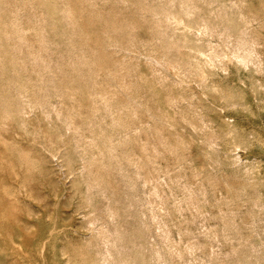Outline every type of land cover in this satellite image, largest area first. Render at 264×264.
<instances>
[{
  "label": "rangeland",
  "instance_id": "374dc122",
  "mask_svg": "<svg viewBox=\"0 0 264 264\" xmlns=\"http://www.w3.org/2000/svg\"><path fill=\"white\" fill-rule=\"evenodd\" d=\"M1 1L3 2V0H1ZM5 1L6 0H4L3 3H1L0 13L4 12L5 7H8V4L10 3V0H8L9 3L5 2ZM95 1H96L95 4H97V6L99 5L98 7L95 4H91V7H90L88 4H90V2H93V0H91L88 2L87 5L92 10H86L85 9L84 12H81V14L78 15L79 16L78 18H79V20H80V22L84 28V31H85V33L83 32V33L77 34L78 44H82L86 48V50L92 54V55H90L91 57H95V56L105 57V55L107 56L106 57V58H108L107 60H105L104 58L101 57V59L98 61V63H96V64H98L96 66H98L100 68L99 69L100 73L98 72L99 75L97 74L96 77L98 78L97 80L99 82L100 81L103 82L105 80L103 83L100 82L101 84H104V85H106V83H105L106 80L109 81L108 82L109 84L108 83L107 84L110 87V89L107 86H106V88L109 89L110 92H112V93H110V95L113 94L111 97L115 96V97H113V101L115 103L119 102L118 99L125 101V98L126 97L128 98L127 93L132 94L135 91V92H138L137 95H140L141 99H140V97H139V99L141 101H143L144 105H143V103H140V105L142 104V106H141V108L139 107V105L137 106V112L142 115L143 110H144V114H143L144 116L142 115L143 117L140 116L139 114L137 115V113H136V115H134L135 114L134 113L135 107H132V106L124 108L123 109L124 112L123 111L122 112H123V115L125 113L129 115L130 114L129 112H131V114L133 113L132 116H136V117L139 116L140 117V118L139 117H137V118L140 119L141 122L136 117H133V119H135L134 121L138 120V123L134 122V124L137 125V128L139 130L133 129L132 135L136 134L134 137L139 138V140L137 138H135L136 140H138V142L136 140H134L133 141L134 143H132V144L135 146L133 147V145H131L133 148H130V149H131V153L135 157H136L135 154H138L136 158L139 160L140 163L143 164L142 165L139 163L141 165L140 167L142 168L140 170V173L141 172H144V173H142L143 174L142 176L139 173V177L137 176V180H138V182L139 181L140 182L136 183L137 180H135L134 181L135 182L134 187H132L133 184H130L131 185L130 186L129 183L124 184L125 186L123 184L121 185V187L122 186L125 187V189H124V187L120 188V190L118 189L119 190L118 193H120V191H121L122 196H121V193H120V195L117 193H116L117 195L114 194L117 196L118 200L115 199L116 197L113 195L111 197L113 201L110 200V198H109V202H110L109 204L112 203L111 205H115L113 207L110 205L111 210H112L111 211V214H112L111 217L112 218L111 217L108 218V216L101 215L100 214V206L104 200L106 201V199L103 200V198H101L102 196L100 194L94 195V197L96 195H98V196H96L97 198L96 197L93 198L92 197L93 195L92 196L88 195L89 193L86 194L87 189H86V185H85L84 179H83V177L86 174V171L84 170V168H82V165H81L84 160L81 159V155H79L81 153L78 154L77 151L73 150V148H72L74 146V149H75V144H77V143H75L76 142V140H75L76 133L74 134V132H72L74 130L72 128L66 129L63 126L62 120L60 121V119H59L60 117L56 116L57 113L55 112V110H47L45 108L48 112L50 111L48 113L44 110L43 107H41L39 104H36L35 97L33 96V93H31L32 91L29 93L27 91H23L22 94H24V95L27 94L26 96H22V94L18 95V94H16V89H12V87L14 88L15 86H12L11 84L7 83L8 81H7V79L4 78L5 77L4 75H2V76L0 75L1 76L0 77V260H1L0 264H5V261H6V264H24V263L25 264H77V263L79 264L80 263V262H78L79 259H78L77 255H75L73 252L74 245H77V244L86 245L87 235H89L93 229L100 227V226L105 227V228H107V227L110 228V226L114 225L115 223H121V224H123L122 229L123 230L125 229L124 232L127 235L128 234L129 235H131V234L137 235V233L139 235L142 232L141 230L143 228V224H145L146 221H147V223L149 222V224H150L151 223L150 220L152 221L151 224L153 225V227H152V225L150 224L151 225V232H153L152 235L155 234V235H153L154 238L156 235L162 236L164 234H167V235L169 234L168 235V237H169L168 242L170 240L169 243L174 244L173 247L181 250L183 255H184V253H187L184 255V258H182L183 255H182V257L179 258L176 254V249L174 248L175 249V251H174L171 247H169L172 252L174 251V253H172V257H174L176 255L177 258H179V259H177L175 256V258H176V260L174 259L175 261H177V262L182 261L183 263L185 262V264H190V263L191 264H226V262H227V252L226 251H227L229 234H231L232 232L234 233V232L241 231V229L243 227L242 225L244 224V221L247 219L246 217H242V216L243 215L247 216L248 214H251L250 212L256 211L257 210V203L264 200V22H262L261 25L259 24V26H258V23L256 24V22H255V28L254 29H255V31L258 32L259 35L258 34L257 35H258L259 39L257 41H255L254 49H253L254 54H252V56H251L252 58L247 63H245V62L243 63L235 57L224 56L222 58L221 57L218 58V60L216 58L215 62L212 64L213 66L212 65L208 66V69H207L208 74H209V77L207 79L208 86L203 87V90H205L206 93L201 92V91H203L202 87L198 86V88H196V90L198 91L197 98L196 99L194 98L195 101L197 102V104L199 103L197 106L195 105L196 106L195 108L197 109L198 113H200L202 116H200V114L198 115L197 112H196L197 114L194 112V114H196V115H194L192 113L191 109H190L191 111L188 112L189 116H190V114H191V116L193 115V117L198 116L197 119L195 117V120H199V122H201L202 124L198 123L196 121L199 125L196 123L197 125L192 127V125H189L185 122L180 121L181 115L178 113H176V115H175L174 112H176V111L173 108L166 105L167 99H166L165 94L169 91H171L173 93V90H174L175 94H178L179 91L181 93V92H183L182 88L184 90L183 93H185V92H188L187 90H191L192 87L197 86L196 85L197 83L195 81H192L193 79L195 80L196 78L197 79L199 78L197 73H194V74L193 73H187V75H186V73H183V74H185L184 77H186L189 81H191V83L189 85H187L186 82H185L186 84L183 83V85L184 84L187 85L186 86L187 89H186L185 86H183L180 83H177V81H176V79L180 78V76L183 77L182 73H178L179 72L178 67H175L174 69L172 68V67H174V66H172V64H175V63L178 66H183V63L181 61L182 59H184L185 60L184 62H186L187 61L186 59L188 56H192V55L196 54L197 51H195V48H193V46L197 45L198 47L206 49L208 51V48L206 47V45L204 43L209 38L213 41V43L216 41L214 44H216L217 42H218V44H220L219 46H218V44H216L218 49L219 48L221 49V47H222V49L224 48V46L221 45V40H220L221 38H219L218 35L216 37V34L213 36L209 33L213 37L212 38L203 29L202 30L200 29L201 31L196 30V29H191L190 24H194L195 20H197V18L199 17V15L202 12H203L202 13L203 15L206 13L203 9H206V11H208V12L210 11L209 12L210 18H208L207 13H206L207 15L205 14V16L212 22L216 23V22H218V20L224 21L227 17L228 22H231V23L233 22L235 24H238L240 22V20H238V18H240L239 14H238L240 9H245V11H246L245 13H247V14H249L248 12H253V13L255 12L256 15L257 14L262 15L264 13L263 12L264 0H241V1H244V2H242L243 4L241 3L240 0H237L238 2H240V4H238V5L234 4L233 6L231 5V4H233L232 1H229V0H225V1L221 0V2H220V0H217L220 3H218L217 1L214 0L213 1V2H215L214 4H216V3L218 4V5L216 4V7L215 6L212 7L214 4L212 2V5H211V0H210V2H209V0H207V1L202 0L204 4H202V1L196 0V4L198 1V6H197L196 10L201 11V9H202L200 4H199V1H200L202 7L205 6L202 9L203 11L192 12V14H194V15L190 14V16L183 14L181 11L180 13L183 14L182 15L183 19H182V17L181 18L178 17L177 18L178 21L175 18H172L174 20V22H173V20H170V22H173V24L171 23L172 26H171V24H170V26L173 28L176 26L178 28L177 29L175 27L173 29V31H175V29H176V31H175L176 33L172 32L171 27L168 28L169 30H171L169 33H166L167 31H169L168 29L165 32L164 30L166 28L163 29L162 27H159L164 31L165 34L162 33L163 32L162 30L159 31V30H157V28L151 27V25L153 27L156 26V25L152 24V22H151L152 18H153V20L154 19L157 20V18L155 17L156 14L148 11L151 13L150 14L147 12V10L141 11L137 7V5H135L136 3L133 4L132 0H128L127 2L122 1V0L121 1H119V0H105V1L104 0L103 1L94 0V2ZM115 1L117 4L114 3ZM157 1L146 0L145 3L149 2L148 4H150V2H151L150 7L153 5V3H154L153 6L157 5L158 3L159 4L163 3L162 2L163 0L162 1L157 0ZM177 1L175 0L174 3H176ZM222 2H224V4ZM155 3H157V4H155ZM229 3L232 6V8L229 5ZM206 4H207V6H206ZM220 4H222L223 9H224V6L227 7L226 9H227L228 13L224 12V10H222V8L219 7V6H221ZM227 4H228V6H226ZM241 4L243 5V8L241 7L242 6ZM176 5H178V2L176 3ZM176 5L174 4V6H176ZM235 5L239 6V7H237V10H236ZM109 6L110 7L112 6V7L109 8ZM174 6H172L173 9H174ZM199 6L201 9L199 8ZM210 6H211V8H210ZM135 7H137L139 9V11H136L138 9ZM176 7H178V6H176ZM176 7H175L174 11L175 10H177V11L174 12L173 9H172V11L175 13V15H177V14L179 15V13L176 14V12H179ZM217 7H219V8H217ZM100 8H101V10H99ZM103 8L106 11L108 10L107 11L108 13L105 10L102 11ZM25 9L26 8H24L21 11V15H23L22 12H24V11H26V12H24V14L27 13V15H30V13H31L30 10L29 9L25 10ZM198 9H200V10H198ZM207 9H209V10H207ZM218 9L223 11V12L220 11L221 13L219 12L221 15L223 13H226V14H223L226 16H221L219 13L217 14V12L219 11ZM228 9H230L231 11ZM97 10H99L101 12L102 16L105 15V17L109 16V13H110V16L112 15L115 17V15H116L117 17H115V18L117 20L119 18L118 21H120V25H122V30L124 29V31H122V30L116 31V32L112 31L113 36L111 37L112 39L109 38L107 48H106V46L105 47H99L100 46L99 41L105 37L104 30L100 27V25L97 22H93L92 20L90 21V19H89L90 15L96 14ZM120 10H121V13H120ZM211 10H212V12H211ZM133 11H134V13H132ZM88 12H89V14H88ZM113 12L116 14H114ZM129 12L132 15H130ZM144 12L145 13L147 12L146 15ZM37 13H39V14H37L38 16L40 15L43 18V23L42 22L41 23L43 24L46 32L48 33V35H50V37L52 39H54V41L50 43V49L56 50L58 48L57 43L59 41H61L63 38L61 36H57L54 33L53 27L58 30V29H60L58 27H62L63 25L62 24L56 25V23H54L51 20L52 18L48 15V10L46 7L40 6V9H39V11H37ZM253 13L252 14L250 13L249 15H254ZM142 14H144L143 15L144 18H143V16H141ZM152 14H155L154 17ZM27 15H23V17L27 19ZM31 15H32V13H31ZM157 15H158V17H161L160 14H157ZM188 16H189V18H188ZM214 16H216L215 17L216 19H214ZM217 16H219V17H217ZM149 17L151 18V21H150ZM124 18H125V20H124ZM126 18H127V20H126ZM145 18L148 20H146ZM219 18H221V19L224 18V19L220 20ZM180 19L183 20V22L186 24L184 25V23L182 21L179 22ZM235 20L238 23H236ZM145 21L149 22L150 27H149V25H147L148 22L143 23ZM123 22H125V25ZM137 22H139V23L137 24ZM175 22H177L178 24ZM33 23H34V21L31 18H29L26 20V23L24 24V28L25 29L28 28V29H26L27 31L25 30L26 32L24 34L26 37L31 38V39L35 38L34 37V34H35L34 28L31 27V26H33ZM131 23L135 26L133 27V25ZM187 23H188V27H187ZM126 24H127V26L129 24V26L127 27ZM125 29H126V31H125ZM128 30H130V32H132L133 34H131ZM151 31H152V33H151ZM155 31H156V33H155ZM199 31H200V33H199ZM202 31L206 32V33H203ZM160 32L164 36L160 35L161 34ZM180 32H182V33H180ZM183 32L184 33L188 32L189 35L187 34L188 35L187 36ZM201 32H202V34H201ZM0 34H1V32H0ZM83 34H84V36H83ZM167 34H170L171 36H174L173 34H177L175 36V38L176 37L177 38L175 39L174 37H171L170 35H169L170 36V38H169V36ZM181 34H182V36H181ZM183 34L186 36L187 41L184 40L185 36L183 37ZM205 34H208V35L206 36ZM118 35L119 36L122 35L121 37L123 38V41H122L121 37L119 38ZM134 35H135V37H134ZM158 35H159L160 39H163V41L161 40L162 43L160 42V40H158L159 39ZM165 35H167L168 38H167V36L165 38ZM196 35H198V36L196 37ZM200 36H201V38H200ZM124 37H126V38H124ZM133 37H134V39H133ZM258 37L256 36V38H258ZM151 38H153L156 41H152V42L149 41L150 44L147 42L148 44L146 45V41H148L149 39L151 40ZM171 38H173L172 39L173 42H177V40H178L177 44L172 43ZM178 38L179 39L181 38L180 41L183 39V42L181 41L183 45H180L181 43H180ZM216 38L218 41L216 40ZM256 38H255V40H256ZM107 39H108V37H107ZM164 39L168 40L170 42L165 43ZM115 40L117 42H119L118 45H117V42H115ZM132 40H134V41H132ZM141 40L143 42H141ZM199 40H201V41H199ZM111 41L113 42L112 44H115V45L110 44ZM168 41H166V42H168ZM184 41H185V43H184ZM138 42L141 44H138ZM157 42H159V43H157ZM170 43H172V45ZM152 44L154 47L150 46ZM156 44H158V46ZM159 44L160 45L165 44V45L160 46ZM167 44H169V45H167ZM108 45H109V47H108ZM129 46H131V48H132V50L131 49L129 50L130 52L127 49V47L129 48ZM169 46H173V47H169ZM7 47L8 46H3V45L1 46L0 45V57H1V59H0V68H1L0 74L2 73V71L5 67L6 68L4 69V71H6V72L8 71V69H14L13 67L10 68V66H11L10 64H7V63H9L7 56L10 54V52H8V50L11 51V47H8V48ZM137 47L142 48V49L138 50ZM148 47L151 49L150 51H152L155 48L154 50H156V51L153 50L152 52H155L156 54L166 52V54L169 55V60L171 59V62H170L171 65L169 63L168 56H166V58L162 60V63L165 60V62L163 64L162 63H155V65H154V63H152L148 58H146V56L144 54L143 55L138 54V52H140L141 50H143V51L148 50L149 51ZM161 47H162V49H161ZM105 48L107 49V51ZM134 48H135L136 52L134 51ZM166 48H168V49H166ZM191 48H192V51H191ZM158 50L161 52H159ZM126 51L128 53H126ZM123 52H124V55L122 54ZM104 53H105V55H104ZM125 54H127V57L124 58ZM128 54H131L134 57V59L132 56H130ZM139 55H141V56H139ZM185 55H186V57H185ZM182 56H183V58H182ZM135 57H138V58L135 59ZM129 58L132 59L133 61L130 60ZM145 58H146V60H145ZM173 59H176V61H174ZM121 60H124V62ZM137 60L139 63L137 62ZM166 60L168 61L169 65L166 64ZM172 60H173V63H172ZM119 61L121 63H119ZM127 61H128V64H127ZM145 61L148 63L150 61L151 63L148 64V63H145ZM178 61H179V63H177ZM132 62H134V63H132ZM120 64H123L124 66L120 65ZM137 64H140V66L139 65L137 66ZM2 65L5 67H3ZM150 65H152L153 67ZM7 66H8V69H7ZM134 66L135 67L137 66V67L133 69ZM168 66H170V67L172 66V67L170 68ZM116 67H118V68H116ZM51 68H52V70L48 71L47 75L52 76V79H54L56 81H60L64 77V75L67 73H69V74H77L78 73L79 74L80 73L79 69L85 68V66L82 65L81 63H77V64L73 65V67L68 65V64H65V66L61 67L58 63L53 61L51 63ZM182 68L184 69V67H181V69ZM16 69H14V72H12L13 74L12 73L11 74L13 76H14V74L17 76V77L15 76V77H16V81H17V79L19 80V81H17L18 83H21L23 80L27 79L25 76H28V75H25V74L33 75V77L36 76L35 73H25L22 70L20 71V70H16ZM111 69H112V71H111ZM118 69H120V70H118ZM132 69H133V71H130ZM154 69L155 70L157 69L156 70L157 73L154 71ZM176 69L178 72L176 71ZM101 70H102V74H101ZM174 70L177 72L176 74L174 73L175 72ZM158 71H159V73H158ZM108 72H110V75L113 76L114 79H113V77H111L112 79L111 78H105V76H107L109 74ZM111 72L113 75L111 74ZM139 73H142V74H139ZM117 74H118V76H117ZM122 74H124V75H122ZM125 74H127V75H125ZM188 74H189V76H188ZM79 75H78V77H79ZM131 75L134 77H132ZM164 76L167 78H164ZM170 76H172L173 79ZM175 76H176V78H175ZM81 77H83V76H80L79 78H77L75 80L76 82H74V83H76V84L80 83L81 81L78 82V80ZM121 78H122V80L123 79L124 80L122 81ZM102 79H103V81H102ZM115 79H117L118 82H116ZM129 79H131L132 82ZM169 79H171V80H169ZM27 80H25V81H27ZM160 80H162L164 82H162ZM165 80L167 81V84H166ZM39 81H42V78L38 77L37 82H39ZM110 81H112V82H110ZM125 81L128 83V85H129V82H131L130 83L131 86H128ZM172 82H173V84H172ZM120 83H122V86L125 83L126 86H128V87L125 86V88H121V87H119ZM8 84L11 85L12 87L10 86L11 87L10 88L8 86ZM174 84H175V86H174ZM180 85H182V86H180ZM179 86H180V88H178ZM126 88H127V90H126ZM120 89H122V90H120ZM14 90H15V93L13 92ZM121 91H123V92H121ZM135 92L133 93L134 95H136ZM139 92H141V93H139ZM143 92H146V94L145 93L143 94ZM150 92L153 94L151 95ZM147 93H149V94L147 95ZM12 94H16L15 96H13V97H15V99H13ZM28 94H30V95L32 94L31 96H33V97H30V95H28ZM17 95H18V99H16ZM144 95H146L148 97L146 98V96H144ZM19 96H21V98ZM149 97H150V99L151 98L152 99L150 100ZM26 98H28L29 100ZM198 98H200V99H198ZM197 99L201 100V101L199 102ZM13 100H17V101H13ZM111 100H112V98H111ZM121 100H120V102H123ZM148 100H150V102ZM144 101H146V103ZM13 102H14V105H13ZM18 103L21 105H19ZM150 103H152V104H150ZM16 104H18V105H16ZM148 105L149 106L151 105V107L153 106L152 107L153 110H156V112H158V114H161L163 111H166L165 113H166L167 117H164L165 118L164 120H163V118H162V120H161V118H159V119L158 118H152L151 119V117L149 118V116H148L149 112H148V110H146V107H148ZM158 105L162 106L163 110H161V109L159 110ZM15 106H17V107L22 106L23 107L22 119H20L17 116L19 113H17L18 111L16 109H14ZM138 107L140 108L141 111H139ZM130 108H132L131 111H130ZM201 108H203V109H201ZM127 110H129V111H127ZM177 112H180V111H177ZM119 113H121V112H119ZM132 116H129V117L131 118ZM173 116L175 117V119L180 117L178 119L179 123L177 122L178 121L177 119L175 121ZM144 117H145V119L149 118V120H151L152 122L151 121L149 122L148 119H147L148 121L147 120L144 121L145 120ZM201 117H203V118H201ZM168 118H170L171 120L173 119L174 121L172 120L173 121L172 122ZM202 119L206 123L203 122ZM154 120H156V121L154 122ZM107 122L104 121L105 126H106L105 123H107ZM157 122H158L159 126L162 127L163 129L160 128L158 126V124H155L156 127H155V125H153L154 123H157ZM168 122H170V123H168ZM173 123H174V125H172ZM141 124L143 126L144 125L145 126L144 127L140 126ZM148 124H151L152 126H150ZM200 124L201 125L205 124V125H204V127H202V126H200ZM182 125H184V126H182ZM149 126H150V128H146ZM178 126H179V128L180 127L181 128L177 129ZM198 126H200V128L202 127V129H198L199 128ZM107 127H110L109 123H108ZM140 127H143L142 128L143 130H148V129L149 130L146 131L147 132L146 133L145 131H142V129ZM152 127H153V129L156 128L157 131L155 129L153 130ZM119 128L120 127L115 128L116 129L115 130V132H116L115 136L116 137L118 136V138L121 137V131H120L121 128L120 129ZM158 128L161 130H159ZM151 131H153V132H151ZM61 132L63 135L61 134ZM150 132H151V134L154 133L153 134L154 136L151 135ZM155 132H156V134H155ZM157 132L158 133L161 132V133H159L160 136ZM163 132H166L165 133L166 135ZM212 132H214V133L212 134ZM178 133L180 135H178ZM119 134H120V136H119ZM137 134L138 135L141 134V135L138 136ZM147 134H149V135H147ZM163 134L165 135V137H163L164 136ZM161 135H163V136H161ZM72 136H74V138ZM157 137H158V139H157ZM159 137H160V139L162 138L161 141L163 140V142L166 143V146L163 144V142L160 141ZM70 138H72V139H70ZM144 138L149 140L147 143L150 146L148 144H145L146 140ZM152 138H153L154 147H155V145L159 147V145L161 144L162 149H161V147H159V150H162V151H159L158 147H156V148L153 147L152 140H150ZM163 138L167 141H165ZM72 140H74V143ZM144 140H145V142L142 143L141 141H144ZM168 140H169V142H168ZM136 142L138 143L137 145H136ZM79 143L83 144V142L82 143L79 142ZM117 143H119V145H121V142L118 140H117ZM170 143H171V145L169 148V146L167 144H170ZM139 145L140 146L143 145V146L138 148ZM146 145H148L149 148ZM144 146H146V150H145ZM172 146H174V147H172ZM136 147L138 148V151L137 150L135 151L134 148H136ZM142 147H143V149H141ZM150 147L151 148L153 147V148L151 149ZM165 147H167V153H165L166 152ZM119 148H120V146H119ZM169 149L171 150V152H169ZM150 150L152 151V153ZM153 150L154 151L157 150V151L154 152ZM163 150H164V152H163ZM183 150H185L186 154L184 153ZM136 152H138V153H136ZM148 152H150V153H148ZM153 153L155 154L154 157L158 156L159 160L162 159L161 161H158V162H160L163 165V167L165 168L164 169L163 167H161V168H163L161 170H164L166 172L165 175L163 173L164 171L161 172V170H160V173L158 172L159 175L162 173L161 177L160 176H159L160 178L158 177L159 180L157 179V177L154 178L152 172H150L151 174L149 173V171H151V169L150 170L148 169L149 167L151 168L152 165H151V162L148 163L149 159L147 157L152 156ZM179 153L180 154L182 153L183 156L182 155L181 156L184 158H182ZM139 154H141V155L143 154V156L144 155L147 156V154H148V156L147 157L145 156L146 157L145 158ZM163 155H165L166 157ZM140 157H142L143 159ZM144 158L146 159V162L148 161L147 165L145 163ZM158 158H157V160H158ZM140 160H143V161H140ZM143 162L145 163V166H144ZM160 163H157V165L158 164L160 165ZM164 164H166L169 168ZM144 167H146L147 170ZM168 169H169V171H168ZM144 170H146L147 172ZM184 170H185V172H184ZM237 170H238V172H237ZM147 174H148V176H147ZM149 174L151 175L150 176L151 179L148 178ZM166 174H168V175H166ZM178 174H180L179 177H177ZM184 174H186V175H184ZM145 175H146V177H145ZM173 177H174V180H173L174 184L170 183V182H172L171 179H173ZM175 177L179 178L178 181ZM180 177H181V179H180ZM138 178H140V179H138ZM141 178H143V179H141ZM162 178H163V180H162ZM164 178H167V179H164ZM209 179L211 180V182ZM153 180H155L156 183ZM181 180L186 181V183L189 182L186 184L187 185L186 188L184 186L185 184L182 185V183H184V182H181ZM149 181L150 182L152 181V182L150 183ZM159 182L164 183V185H162V184L160 185ZM177 182H181L182 187L180 186V183L178 185ZM202 182L206 183V184H203ZM208 182H210V184ZM190 183L194 184L193 187L191 186ZM135 184H137L138 188ZM189 184H190V189L188 188ZM152 185H154V186H152ZM172 185L173 186L178 185L180 187L176 186V188H174L175 186L173 187ZM155 186H158L159 188H157L154 191ZM128 187L132 188L131 189L132 191L129 190L130 188L128 189ZM161 187L162 188L164 187L167 190H165L164 188L160 189ZM197 187H199V188L201 187L200 190L202 189L203 191L201 190L202 191L201 193L198 192L200 190L199 189L197 190ZM149 188L150 189L153 188V190L151 189L152 192L149 190ZM171 188H174L173 191L171 190ZM137 189H139V190L137 191ZM127 190H129L130 192ZM160 190L162 192H160ZM163 190L165 192H163ZM184 190H186V192L187 191L188 192L185 193ZM240 190H242V192ZM237 191L238 192L240 191V192L236 195ZM136 193L139 194V196L137 195V197H135ZM154 193H156V194H154ZM140 194H141V196L142 195L143 196L141 197ZM148 194H149V197H151V198L148 197ZM158 194L161 196H159ZM87 195L89 198L87 197ZM182 195H183V197H182ZM124 196L127 197V199L129 198V200L125 199ZM176 196H177V198H175ZM144 197H146V199ZM138 198H139V200H137ZM140 198L145 199L146 202L147 201L155 202V203L152 202L153 203L152 205L155 207L159 203H162L163 205L162 206H161V204L159 206L157 205L158 210H155L157 208L153 209L152 208L153 206H151L149 203H147V206H148L147 207L146 202L144 200L141 201ZM171 198H172V200H170ZM200 198L204 201H202ZM203 198H205V199H203ZM216 198H219V199H216ZM221 198L222 199L224 198L225 200L226 199L227 200L222 201ZM90 199H92V200H90ZM121 199H122V201H120ZM154 199H155V201H154ZM160 199L161 200L163 199V201H161ZM215 199L217 201H215ZM177 200H179V202H177ZM171 201L172 202L174 201L175 204L172 203ZM237 201H238L237 206L240 207L242 205L240 208H238L237 206H234V205H236L235 203ZM140 202H141V204H140ZM142 202L144 203L143 206H146L147 208L146 207L142 208L143 207ZM219 202H221V203L223 202V203L221 204ZM241 202L242 203L244 202L243 203L244 206ZM250 202H251V204H250ZM255 202H256V204H254ZM168 203H169V205L172 206V204H173L174 206L171 207L168 205ZM185 203H187V204H185ZM202 203L205 204V206L207 205V207H204V205ZM229 203L231 206L229 205ZM136 204H138V206ZM223 204H224L223 207L225 210L231 209L230 207H232V206H233V208H235V209H231V210L225 212V214L228 213V215H227L228 219L227 220H226V218H227L226 215L223 214L224 211L222 210V208L220 209V207H222L221 205H223ZM247 204L249 206H247ZM251 205H255V206L252 207ZM164 206L168 207L167 208L168 211H166V208ZM182 206L185 208L182 209ZM218 206H219V208H218ZM246 206L248 207V209ZM149 207L152 208V209L150 208L152 211L149 209ZM162 207H164V208H162ZM173 207H178V208L176 209ZM227 207H228V209H227ZM169 208H170V210L173 208L172 211L175 209L174 212H171V213H173V215H172L173 217H170L171 214L169 213L170 212ZM250 208L252 210H250ZM178 209H180L179 212L181 214L178 213V211H176ZM206 209L209 210V212L211 214H213L216 218H214V216H213V217H210V219H209L210 213ZM136 210H137V212H136ZM153 210H154V212L158 211V214H161V215L157 216V213L155 212L156 213L155 214L153 212ZM210 210H213V211H210ZM232 210H234V211L232 212ZM142 211L146 212V213L144 214ZM203 211H204V213H203ZM218 211L219 212L221 211V212L219 213ZM222 211H223V213H222ZM245 211H247L246 212L247 214L245 213ZM139 212H140V214H139ZM149 212L153 213V214L151 213L152 217H149V216H151ZM200 212L203 214H200ZM113 213H114V215H116L115 217H113L114 216ZM148 213H149V215H148ZM182 213L184 215H182ZM185 213L187 216L185 215ZM214 213H218V214L215 215ZM136 214L139 216H137ZM167 214H169V217H170L169 219H167ZM189 214H191V215H189ZM232 214H233V216H232ZM98 215H100V216L97 219V221L92 222V218H94ZM140 215H142V216H140ZM194 215H195V217H194ZM217 215L218 216L221 215L224 217H217ZM181 216H182V218H181ZM249 216H247V217H249ZM153 217H155V218L159 217L160 219H161V217L162 218L165 217L166 219L164 218L162 220H164L166 223H170V224H168L169 226H167V224L164 221L160 220L159 218H158V220L157 219L153 220V219H155ZM237 217H238V219H237ZM240 217L242 220L240 219ZM172 218H174V219H172ZM243 218H244V220H243ZM224 219H225V221H224ZM235 219H237V220L235 221ZM144 220H145V222H144ZM167 220L171 221V222H168ZM172 220H173V222H172ZM174 220H175V223L177 221L178 222L175 224ZM181 221L184 223H182ZM180 222L182 224H180ZM223 223L225 225L227 223L228 224L225 226V225H223ZM165 224H166V226H164ZM178 224H179V228H181L180 226H182L183 230L181 229V231H180L178 229V226H177ZM174 225H176L177 227ZM183 225H184V227H183ZM232 225H234V227L238 226V227H235V229L236 230L238 229V230L236 231L235 229H233ZM191 226H192V228H191ZM226 227L229 228V229L227 228L229 231L231 229L230 233H228L229 231L226 230ZM152 228L154 231H152ZM166 228H168L169 232L170 231L171 232L167 233L168 231H166V230H168V229H166ZM171 228H173V229L175 228L174 233L172 232L173 229L171 230ZM184 228L186 229V231L184 230ZM239 228H240V230H239ZM126 229H127V231H126ZM164 231H165V233H163ZM161 233H163V234H161ZM170 235L172 236V238ZM158 236H156V237L158 238ZM170 238L172 239V241ZM173 241H174V243H172ZM175 243L179 246L176 247ZM65 244L66 245L67 244L72 245V247H71V245H68V249L70 250L69 253H71V258H70L69 262H66L65 256L63 257L62 253H61V246L65 245ZM83 248H85V247H83ZM23 250L27 252L26 254L28 256L27 257L28 259L26 258V260L21 257V251H23ZM187 250H188V252H187ZM72 256H73V258H72ZM80 264H84V263L82 262Z\"/></svg>",
  "mask_w": 264,
  "mask_h": 264
},
{
  "label": "bare ground",
  "instance_id": "6f19581e",
  "mask_svg": "<svg viewBox=\"0 0 264 264\" xmlns=\"http://www.w3.org/2000/svg\"><path fill=\"white\" fill-rule=\"evenodd\" d=\"M89 1H91V0H10V3L8 2V0H6L5 2H8L9 4H8V7H5V9H4V12H2V13H0L1 15H0V32H1V34H0V45L2 46H8V47H11V51H9L8 50V52H10V54L7 56V58H8V61H9V63H7V64H10L11 66H10V68L11 67H13L14 69H16V70H22V71H24L25 73H35V77H33V75H30V74H25V75H28V76H25L27 79H25V80H27V81H25V80H23L21 83H18L17 81H19L18 79H17V81H16V75L14 74V76L12 75L13 73L12 72H14V69H8V66H7V69H8V71L6 72V71H4V69L6 68L5 66H3V67H5L4 69H3V71H2V73L0 74L1 76L2 75H4L5 77V79H7V83H9V84H11L12 86H15L14 88L11 86V85H9L8 84V86L10 87H12V89H16V94H18V95H20V94H22V92L23 91H27L28 93L29 92H31V93H33V96L35 97V102H36V104H39L41 107H43L44 108V110L46 111V112H48L47 110H55V112L57 113V115L56 116H59L60 118V121L62 120V123H63V126L67 129H69V128H72L74 131H72V132H74V134L76 133V136H75V140H76V142L75 143H77V144H75V149H74V146L72 147L73 148V150H76L77 151V153L79 154V153H81V154H79V155H81V159H83L84 161H83V163L81 164L82 165V168H84V170L86 171V174H85V178L83 177V179H84V183H85V185H86V189H87V191H86V194L87 193H89L88 195H90V196H92L93 198H95L96 196H98V195H96L95 197H94V195L95 194H100L102 197L101 198H103V200L104 199H106V201L104 200L103 201V203L101 204V206H100V214L101 215H104V216H108V218L109 217H111L112 216V214H111V206L113 207V206H115V205H111V204H109L110 202H109V198H110V200H112V195L113 196H115L116 198L115 199H117V194H119L120 195V193H121V196H122V192L120 191V193H118L119 192V190H120V188H122V187H124L125 185L124 184H128L129 183V185L130 184H133V186L132 187H134V181L135 180H137V176L139 177V173H140V170L142 169L140 166V164H142V163H140L139 162V160L136 158L137 157V155L138 154H135L136 155V157L131 153V149L130 148H133L135 145H133L132 143H134L133 141L134 140H136L135 138H137V137H134L135 135H132L133 133H132V130L134 129V130H137L138 128H137V125H135L134 124V122H137L138 123V120H140V119H138L137 117H139V116H132L133 115V113L131 114V112H129L130 114L128 115V114H124L123 115V109L124 108H127V107H130V106H132V107H135L134 108V115H136V113H137V115L139 114L138 112H137V106L139 105V107L141 108V106H142V104L140 105V103H143V101H141L140 99H141V97H140V95H137L138 94V92H135V94L136 95H134L133 93V95L132 94H129V93H127L126 91V93H127V95H128V98L126 99L125 98V101H123V100H121V99H118V101L120 102V100L121 101H123V102H117L116 100V102L117 103H115L114 101H113V97H115V96H113V97H111L112 95H110V93H112V92H110L109 91V89H110V87L108 86V82L109 81H107L106 80V85H104V84H101V83H103L104 81H103V79H102V81L103 82H99L97 79V74L99 75V73H100V68L98 67V66H96V65H98V64H96V63H98V61L101 59V57L102 56H95V57H91L90 55H92L89 51H87L86 50V48L82 45V44H78V37H77V34H80V33H85V31H84V28H83V26H82V24H81V22H80V20H79V16L78 15H80L81 14V12H84L85 11V9L86 10H92V9H90V7H91V4H95L96 3V1L94 2V0H93V2H90V4H88V2ZM101 1H103V0H101ZM105 1V0H104ZM119 1H121V0H119ZM118 1V2H119ZM122 1H128V0H122ZM145 1L146 0H132V2H133V4L134 3H136L135 5H137V7L142 11V10H147V12L148 11H150V12H152V13H155V14H152L153 15V17H154V15H155V17L157 18V20L156 19H154L153 20V18H152V21H151V18H150V21L152 22V24H154V25H156V26H152L151 25V27L152 28H157V30H162L161 28H159V27H162L163 29H165L164 31L166 32L167 31V29L169 28V27H171L172 26V24H173V22H174V20L172 19V18H175L177 21H178V17H182V15L183 14H186V15H189L190 16V14H192V12H201V11H205L204 13L208 16V18H210L209 17V12L208 11H206V9H203L204 7H202V5H201V3H200V1H202V0H200L199 1V4H200V6H201V8L203 9H201L200 8V6H199V8L201 9V11H197L196 10V8H197V6H198V1H197V4H196V0H176L177 2H178V5H176V3H174V1L175 0H161L163 3H155V4H157V5H155V6H153L154 5V3H153V5L150 7V4H151V2H150V4H148L149 2H146L145 3ZM155 1H157V0H155ZM160 1V0H159ZM204 1V0H203ZM203 1H202V4H204L203 3ZM205 1H207V0H205ZM214 0H211V5H212V2H213ZM215 1H217V0H215ZM223 1V0H222ZM225 1V0H224ZM229 1H232V3L233 4H231L232 6L234 5V4H236V5H238V4H240V2H238L237 0H229ZM241 1V0H240ZM3 2H4V0H3ZM1 0H0V9H1V3H3ZM107 2V1H106ZM131 2V1H130ZM153 2V1H152ZM158 2V1H157ZM209 2H210V0H209ZM208 2V3H209ZM218 2V1H217ZM220 2H221V0H220ZM220 2H218V3H220ZM242 2H244V1H241V3ZM101 3V2H100ZM113 3V2H112ZM114 3H116V1L114 2ZM113 3V4H114ZM129 3V2H128ZM215 2H213V4H214ZM223 4H224V2H222ZM227 3V2H226ZM90 6V7H88V5ZM99 4V3H98ZM117 4V3H116ZM132 4V5H133ZM147 4V5H146ZM174 4L176 5V6H178V7H176V6H174ZM217 4V3H216ZM216 4H214L212 7H216ZM243 4V3H242ZM241 4V5H242ZM3 5V4H2ZM96 6H97V4H95ZM209 5V4H208ZM218 5V4H217ZM221 6H219V7H221L222 8V4H220ZM229 5H230V3H229ZM230 5V6H231ZM235 5V7H236V10H237V7H239V6H236ZM240 5V6H241ZM40 6H43V7H46L47 8V10H48V15L52 18L51 20L54 22V23H56V25H59V24H62L63 26L62 27H58V28H60V29H56V28H54L53 27V30H54V33L57 35V36H61L63 39L61 40V41H59L57 44H58V48L56 49V50H52V49H50V43L51 42H53L54 41V39H52L51 37H50V35H48V33L46 32V30H45V28H44V26H43V18L39 15H37V14H39V13H37V11H39V9H40ZM99 6V5H98ZM97 6V7H98ZM117 6V5H116ZM172 6H174V9H175V7L178 9V11L179 12H176V14L177 13H179V15L177 16V15H175V11H177V10H175L174 11V9L172 8ZM206 6H207V4H206ZM224 6V5H223ZM226 6H228V4L226 5ZM232 6H231V8H232ZM102 7V6H101ZM112 7V6H111ZM110 6H109V8H111ZM114 7V6H113ZM128 7V6H127ZM137 7H135V8H137ZM219 7H217V8H219ZM242 8H243V5L241 6ZM24 8H26V9H29L30 10V12L32 13V15H31V13H30V15H27V13L26 14H24V12H26V11H24V12H22V14L23 15H27V19H29V18H31L33 21H34V23H33V26H31V27H33L34 28V31H35V34H34V37L35 38H33V39H31V38H28V37H26L25 36V32L27 31L26 29H28V28H24V24L26 23V18H24L23 17V15H21V11L24 9ZM134 8V7H133ZM137 8V9H138ZM210 8H211V6H210ZM227 7H225L224 6V9L222 8V10H224V12H227V9H226ZM229 8V7H228ZM25 9V10H26ZM98 9V8H97ZM139 9L138 10H136V11H139ZM172 9H173V11H172ZM200 9H198V10H200ZM215 9V8H214ZM213 9V10H214ZM99 10H101V8L99 9ZM99 10H97L96 11V14H91L90 15V21L92 20L93 22H97L99 25H100V27L104 30V33H105V37L103 38L102 36V40H100L99 41V43H100V46L99 47H105L106 46V48H107V44H108V40H109V38L110 39H112L111 37L113 36L112 34V31L113 32H116V31H121L122 30V25H120V21H118L119 20V18H118V20L115 18V17H117L116 15H115V17L114 16H110V13H109V16H107V17H105V15H101V12L99 11ZM103 10H105L104 8L102 9V11ZM207 10H209V9H207ZM216 10V9H215ZM219 10V9H218ZM222 10H219L218 12H217V14L221 11V12H223ZM226 10V11H225ZM228 10H230V9H228ZM28 11V10H27ZM106 11V10H105ZM108 11V10H107ZM106 11V12H107ZM129 11V10H128ZM135 11V10H134ZM134 11L132 12V13H134ZM182 11V13H180ZM231 11V10H230ZM252 11V10H251ZM29 12V11H28ZM87 12V11H86ZM110 12V11H109ZM146 12V13H147ZM150 12H148V13H150ZM211 12H212V10H211ZM214 12V11H213ZM220 12V13H221ZM233 12V11H232ZM237 12V11H236ZM246 11H245V9H240V11H239V17L240 18H238V20H240V22L238 23L236 20V23H238V24H235V23H231V22H228V19H227V17H226V21L224 20V21H219L218 20V22H212V21H210L206 16H205V14L203 15L202 13L199 15V17L197 18V20H195V22H194V24H190V27H191V29H196V30H205L208 34L210 33L211 35H215L216 34V37H217V35H218V37L219 38H221L220 40H221V45L222 46H224V48L222 49V47H221V49L219 48H217V45L216 44H218V42L216 43V44H214L213 43V41L211 40V39H209L208 38V40H206L205 41V45H206V47L208 48V51L206 50V49H203V48H200V47H198L197 45L196 46H193V48H195V51H197L196 52V54H194V55H192V56H188L187 57V61L186 62H184L185 60L184 59H182L181 61H182V63H183V66H178L175 62V64H172V66H174V67H172L173 69L175 68V67H178V70H179V72L177 71V69H176V71L178 72V73H182V75H183V77H181L180 76V78H177L176 79V81H177V83H180V84H182L183 85V83H187V85H189L190 83H191V81H189L186 77H184V75L185 74H183V73H186V75H187V73H197L198 74V76H199V78L197 79H193L192 81H195L197 84V86H194V87H192L191 88V90H187L188 92H185V93H183L184 92V90H183V88H182V91L183 92H181L180 93V91H179V93L178 94H175L174 93V90H173V93L171 92V91H169L168 89V91L169 92H167L166 94H165V96H166V99H167V106H169V107H171V108H173L176 112H174L175 113V115H176V113H178V114H180L181 115V118H180V121H182V122H185V123H187V124H189V125H192V127H194V126H196L198 123H201V122H199V120H195V117H193V115L191 116V114H190V116L188 115V112L189 111H191L192 110V113L194 114V112L196 113H198V111H197V109L195 108L198 104H197V102L195 101V99L197 98V94H198V91L196 90V88H198V86L199 87H202V90H203V87L205 86H208V83H207V79H208V77H209V74H208V71H207V69H208V66L209 65H212L214 62H215V60H216V58H217V60H218V58H222V57H224V56H229V57H235V58H237L238 60H240L241 62H245V63H247L252 57V54H254V52H253V49H254V43H255V41H257L258 39H259V37H258V32L257 31H255V22H256V24L258 23V26H259V24L261 25V23L262 22H264V13L261 15V14H255V12L253 13V12H248L249 14L251 13H253L254 15H249V14H247V13H245ZM263 12H264V9H263ZM103 13V12H102ZM108 13V12H107ZM106 13V14H107ZM114 13V12H113ZM120 13H121V10H120ZM124 13V12H123ZM127 13V12H126ZM143 13V12H142ZM145 13V12H144ZM146 13H145V15H146ZM216 13V12H215ZM219 13V14H220ZM228 13V12H227ZM88 14H89V12H88ZM112 14V13H111ZM114 14H116V13H114ZM118 14V13H117ZM129 14L130 15H132L130 12H129ZM138 14V13H137ZM151 14V13H150ZM157 14H160L161 15V17H158V15ZM213 14V13H212ZM211 14V15H212ZM216 14V15H217ZM223 14H226V13H223ZM221 15V16H226V15ZM234 14V13H233ZM236 14V13H235ZM134 15V14H133ZM136 15V14H135ZM140 15V14H139ZM144 14H142L141 16H143ZM192 15H194V14H192ZM202 15V16H201ZM228 15V14H227ZM148 16V15H147ZM150 16V15H149ZM177 16V17H176ZM189 16H188V18H189ZM201 16V17H200ZM99 17V18H98ZM146 17V16H145ZM216 16H214V19H216L215 18ZM217 17H219V16H217ZM143 18H144V16H143ZM148 18V17H147ZM26 19V20H25ZM135 19V18H134ZM146 19V18H145ZM144 19V20H145ZM182 19H183V17H182ZM220 20H223L224 18H219ZM124 20H125V18H124ZM126 20H127V18H126ZM146 20H148V19H146ZM170 20H173V22H170ZM175 20V21H176ZM133 21V20H132ZM180 21H182L183 22V20H179V22ZM214 21V20H213ZM217 21V20H216ZM42 22V23H41ZM146 22H148V21H145V22H143V23H146ZM156 22V23H155ZM124 23V25H125V22H123ZM130 23V22H129ZM133 23V22H132ZM131 23V24H132ZM139 22H137V24H138ZM172 23V24H171ZM175 23H177V22H175ZM184 23V22H183ZM189 23V22H188ZM188 23H187V27H188ZM134 24V23H133ZM132 24V25H133ZM170 24H171V26H170ZM178 24V23H177ZM186 23H184V25H185ZM55 25V26H56ZM145 25V24H144ZM147 25H149V22H148V24ZM126 26H127V24H126ZM128 26H129V24H128ZM127 26V27H128ZM131 26V25H130ZM135 25H133V27H134ZM174 26V25H173ZM132 27V26H131ZM148 27V26H147ZM149 27H150V25H149ZM176 27V26H175ZM174 27V28H175ZM189 27V28H190ZM159 28V29H158ZM172 28V32L174 33L175 31H176V29H175V31H173V27H171ZM170 28V29H171ZM177 28V27H176ZM188 28V29H189ZM127 29V28H126ZM126 29H125V31H126ZM151 29V28H150ZM178 29V28H177ZM26 30V31H25ZM169 30V29H168ZM187 30V29H186ZM195 30V31H196ZM200 30V31H201ZM122 31H124V29L122 30ZM129 32H130V30H128ZM163 31V30H162ZM164 31L162 32V33H164ZM171 30H169V31H167L166 33H169ZM188 31V30H187ZM194 31V32H195ZM200 31H199V33H200ZM158 32V31H157ZM203 32V31H202ZM202 32H201V34H202ZM206 32H203V33H206ZM257 32V33H256ZM131 34H133L132 32H130ZM151 33H152V31H151ZM155 33H156V31H155ZM161 33V32H160ZM160 34V35H163V34ZM176 33V32H175ZM180 33H182V32H180ZM184 33V32H183ZM124 34V33H123ZM165 34V33H164ZM171 34V33H170ZM170 34H167L168 36L170 35ZM184 34H188V32L186 33H184ZM183 34V37L185 36ZM197 34V33H196ZM208 34H205L206 36L208 35ZM209 34V35H210ZM258 34V35H257ZM167 35H165V38H166V36ZM174 36H171V37H174L175 38V36L177 35V34H173ZM180 35V34H179ZM189 35V34H188ZM187 35V36H188ZM204 35V34H203ZM210 35V36H211ZM83 36H84V34H83ZM119 36V35H118ZM117 36V37H118ZM122 35H120L119 36V38L121 37ZM124 36V35H123ZM132 36V35H131ZM150 36V35H149ZM153 36V35H152ZM164 36V35H163ZM168 36H167V38H168ZM170 36H169V38H170ZM181 36H182V34H181ZM198 35H196V37H197ZM205 36V37H206ZM256 36L258 37V38H256ZM107 37H108V39H107ZM134 37H135V35H134ZM134 37H133V39H134ZM158 37H159V35H158ZM157 37V38H158ZM162 37V36H161ZM180 37V36H179ZM194 37V36H193ZM192 37V38H193ZM195 37V38H196ZM212 37V36H211ZM210 37V38H211ZM118 38V39H119ZM124 38H126V37H124ZM147 38V37H146ZM163 38V37H162ZM177 38V37H176ZM175 38V39H176ZM199 38V37H198ZM200 38H201V36H200ZM213 38V37H212ZM255 38H256V40H255ZM115 39V38H114ZM121 39H122V41H123V38L121 37ZM120 39V40H121ZM132 39V38H131ZM153 38H151V40L149 39L148 41H146V45L149 43L150 44V42L149 41H156V40H152ZM173 38H171V40H172ZM179 39V38H178ZM181 39V38H180ZM180 39H179V41H180ZM187 38H186V36H185V41H187L186 40ZM203 39V38H202ZM201 39V40H202ZM125 40V39H124ZM144 40V39H143ZM158 40H160V42H161V40L163 41V39H160V37H159V39ZM165 40V39H164ZM198 40V39H197ZM201 40H199V41H201ZM216 40H217V38H216ZM219 40V41H220ZM113 41V40H112ZM111 41V43L110 44H112L113 42ZM126 41V40H125ZM130 41V40H129ZM128 41V42H129ZM132 41H134V40H132ZM166 41H168V40H165L164 42L165 43H169L170 41H168V42H166ZM175 41V40H174ZM182 42H183V39L181 40ZM180 41V45H183L182 44V42ZM185 41H184V43H185ZM198 41V42H199ZM218 41V40H217ZM115 42H117L116 40H115ZM141 42H143L142 40H141ZM145 42V41H144ZM148 42V43H147ZM177 42H178V40H177ZM177 42H173V40H172V43H176L177 44ZM118 43L119 42H117V45H118ZM157 43H159V42H157ZM162 43V42H161ZM172 43H170L171 45H172ZM197 43V42H196ZM138 44H141V43H139L138 42ZM144 44V43H143ZM142 44V45H143ZM173 44V45H174ZM187 44V43H186ZM112 45H115V44H112ZM123 45V44H122ZM137 45V44H136ZM157 46H158V44H156ZM160 45V44H159ZM162 45H165V44H162ZM162 45H160V46H162ZM167 45H169V44H167ZM220 44H218V46H219ZM120 46V45H119ZM134 46V45H133ZM138 46V45H137ZM145 46V45H144ZM149 46V45H148ZM150 46H153V44L152 45H150ZM7 47V48H8ZM108 47H109V45H108ZM135 47V46H134ZM146 47V46H145ZM154 47V46H153ZM164 47V46H163ZM167 47V46H166ZM169 47H173V46H169ZM105 48V49H106ZM123 48V47H122ZM152 48V47H151ZM127 49H128V51L131 49L132 50V48H131V46H129V48L127 47ZM126 49V50H127ZM137 49L139 50V49H142V48H139V47H137ZM136 49V50H137ZM148 49H149V51L147 50V51H143V50H141L140 52H138V54H144L145 56H146V58H148L152 63H154V65H155V63H162V60L163 59H165L166 58V56H168V60H169V55H167L166 54V52L164 53H160V54H156L155 52H152V51H150L151 49L148 47ZM157 49V48H156ZM161 49H162V47H161ZM164 49V48H163ZM166 49H168V48H166ZM170 49V48H169ZM146 50V49H145ZM165 50V49H164ZM194 50V49H193ZM106 51H107V49H106ZM134 51H135V48H134ZM154 51H156V50H154ZM159 51V50H158ZM163 51V50H162ZM191 51H192V48H191ZM130 52V51H129ZM136 52V51H135ZM159 52H161V51H159ZM126 53H128L127 51H126ZM123 55H124V52L122 53ZM121 54V55H122ZM137 54V53H136ZM137 54V55H138ZM185 54V53H184ZM104 55H105V53H104ZM128 55H130V56H132L131 54H128ZM187 55V54H186ZM186 55H185V57H186ZM191 55V54H190ZM139 56H141V55H139ZM171 56V55H170ZM184 56V55H183ZM183 56H182V58H183ZM107 56L105 55V57H102V58H104L105 60H107L108 58H106ZM125 57H127V54H125V56H124V58ZM129 57V56H128ZM133 57V56H132ZM143 57V56H142ZM123 58V59H124ZM131 58V57H130ZM129 58V59H130ZM136 58H138V57H135V59ZM146 58H145V60H146ZM172 58V57H171ZM0 59H1V57H0ZM94 59V60H93ZM128 59V58H127ZM126 59V60H127ZM133 59H134V57H133ZM92 60V61H91ZM130 60H132V59H130ZM174 61H176V59H173ZM173 60H172V63H173ZM53 61H55L56 63H58L61 67H63V66H65V64H68V65H70V66H72L73 67V65H75V64H77V63H81L82 65H84L85 66V68H80L79 69V74L77 73V74H69V73H67V74H65L64 75V77L60 80V81H56V80H54V79H52V76H49V75H47L48 74V71H50V70H52V68H51V63L53 62ZM121 61H123L124 62V60H121ZM133 61V60H132ZM149 61V63H151ZM122 62V63H123ZM131 62V61H130ZM137 62H138V60H137ZM164 62H165V60H164ZM163 62V63H164ZM171 62V59L169 60V63ZM93 63V64H92ZM119 63H121L120 61H119ZM126 63V62H125ZM132 63H134V62H132ZM136 63V62H135ZM139 63V62H138ZM145 63H148V62H146L145 61ZM148 63V64H149ZM162 63V64H163ZM177 63H179V61L177 62ZM181 63V62H180ZM185 63V64H184ZM6 64V65H7ZM118 64V63H117ZM116 64V65H117ZM127 64H128V61H127ZM147 64V65H148ZM166 64H168V61L166 60ZM115 65V66H116ZM120 65H123V64H120ZM140 66V64H137V66ZM169 65V64H168ZM170 65H171V63H170ZM182 65V64H181ZM1 66V67H2ZM118 66V65H117ZM124 66V65H123ZM122 66V67H123ZM136 66V67H137ZM149 66V65H148ZM150 66H152V65H150ZM157 66V65H156ZM213 66V65H212ZM119 67V66H118ZM118 67H116V68H118ZM135 66L133 67V69L134 68H136ZM153 67V66H152ZM163 67V66H162ZM168 67H170V66H168ZM170 67V68H171ZM181 67H184V69L182 70L181 69ZM186 67V68H185ZM132 68V67H131ZM139 68V67H138ZM137 68V69H138ZM156 68V67H155ZM122 69V68H121ZM130 69V68H129ZM133 69L132 70H130V71H133ZM136 69V70H137ZM167 69V68H166ZM187 69V70H186ZM10 70V71H9ZM13 70V71H12ZM99 70V71H98ZM109 70V69H108ZM117 70V69H116ZM118 70H120V69H118ZM157 70V69H156ZM156 70L154 69V71L156 72ZM159 70V69H158ZM0 71H1V68H0ZM111 71H112V69H111ZM160 71V70H159ZM159 71H158V73H159ZM175 71V70H174ZM173 71V72H174ZM174 72L175 74L177 73V72ZM10 72V73H9ZM16 72V71H15ZM99 72V73H98ZM137 72V71H136ZM161 72V71H160ZM12 73V74H11ZM109 73V74H108ZM107 74V76H105V78H111V77H113V76H111L110 75V72H108ZM157 73V72H156ZM11 74V75H10ZM101 74H102V70H101ZM111 74H112V72H111ZM115 74V73H114ZM130 74V73H129ZM139 74H142V73H139ZM78 75H79V77L80 76H83V77H81L79 80H78V82L79 81H81L80 83H74V82H76L75 80L77 79V78H79L78 77ZM113 75V74H112ZM122 75H124V74H122ZM125 75H127V74H125ZM167 75V74H166ZM0 76V77H1ZM16 76V77H15ZM115 76V75H114ZM117 76H118V74H117ZM121 76V75H120ZM119 76V77H120ZM130 76V75H129ZM132 76V75H131ZM168 76V75H167ZM188 76H189V74H188ZM38 77L39 78H42V81H39V82H37V80H38ZM116 77V76H115ZM125 77V76H124ZM132 77H134V76H132ZM171 78H172V76H170ZM179 77V76H178ZM104 78V79H105ZM130 78V77H129ZM162 78V77H161ZM164 78H167V77H165L164 76ZM175 78H176V76H175ZM112 79V78H111ZM113 79H114V77H113ZM118 79V78H117ZM117 79H115L116 80V82H118L117 81ZM173 79V78H172ZM110 80V79H109ZM121 80H122V78H121ZM124 80V79H123ZM122 80V81H123ZM130 81H131V79H129ZM133 80V79H132ZM167 80V79H166ZM165 80V81H166ZM169 80H171V79H169ZM175 80V79H174ZM173 80V81H174ZM5 81V80H4ZM21 81V80H20ZM114 81V80H113ZM160 81H162V80H160ZM175 81V82H176ZM110 82H112V81H110ZM126 82V81H125ZM129 82V81H128ZM132 82V81H131ZM131 82H129V85H128V83L126 82V84L128 85V86H131L130 85V83ZM162 82H164V81H162ZM161 82V83H162ZM108 83V84H107ZM169 83V82H168ZM185 83V84H186ZM125 84V83H124ZM123 84V86H122V83H120V85H119V87H121V88H125V86H126V84L124 85ZM165 84V83H164ZM166 84H167V81H166ZM172 84H173V82H172ZM183 85V86H185V88H186V86L187 85ZM118 85V84H117ZM171 85V84H170ZM177 85V84H176ZM182 85H180V86H182ZM106 86L109 88V89H107L106 88ZM128 86H126V87H128ZM172 86V85H171ZM174 86H175V84H174ZM180 86L178 87V88H180ZM10 87V88H11ZM118 87V88H119ZM169 87V86H168ZM150 88V87H149ZM175 88V87H174ZM132 89V88H131ZM176 89V88H175ZM187 89V88H186ZM120 90H122V89H120ZM125 90V89H124ZM126 90H127V88H126ZM134 90V89H133ZM112 91V90H111ZM130 91V90H129ZM128 91V92H129ZM186 91V90H185ZM14 93H15V90L13 91ZM26 92V93H27ZM121 92H123V91H121ZM148 92V91H147ZM154 92V91H153ZM201 92H204V93H206L205 92V90H203V91H201ZM115 93V92H114ZM125 93V94H126ZM139 93H141V92H139ZM146 94V92H143V94ZM155 93V92H154ZM203 93V94H204ZM16 94H12V97L13 96H15ZM124 94V95H125ZM149 93H147V95H148ZM150 94L152 95L153 93H151L150 92ZM18 95L16 96V99H18ZM27 94H22V96H26ZM28 95H30V94H28ZM32 95V94H31ZM30 95V97H33V96H31ZM123 95V96H124ZM126 95V96H127ZM150 95V96H151ZM155 95V94H154ZM153 95V96H154ZM117 96V95H116ZM122 96V97H123ZM144 96H146V95H144ZM20 98H21V96H19ZM139 97H140V99H139ZM148 96H146V98H147ZM152 97V96H151ZM24 98V97H23ZM111 98H112V100H111ZM118 98V97H117ZM153 98V97H152ZM151 98V99H152ZM195 98V99H194ZM13 99H15V97H13ZM26 99H28V98H26ZM66 99V100H65ZM144 99V98H143ZM149 99H150V97H149ZM150 99V100H151ZM198 99H200V98H198ZM197 99V100H198ZM20 100V99H19ZM18 100V101H19ZM29 100V99H28ZM150 100H148L149 102H150ZM13 101H17V100H13ZM113 101V102H112ZM166 101V100H165ZM199 102L201 101V100H198ZM145 103H146V101H144ZM19 104V103H18ZM18 104H16V105H18ZM150 104H152V103H150ZM13 105H14V102H13ZM19 105H21V104H19ZM143 105H144V103H143ZM146 105V104H145ZM196 105V106H195ZM205 106V105H204ZM138 107V108H139ZM145 107V106H144ZM153 107V106H152ZM151 107V105L149 106L148 105V107H146V110H148V112H149V118L151 117V119L152 118H161V120H162V118H163V120L165 119L164 117H167L166 116V111H163L161 114H158V112H156V110H153V108ZM199 107V106H198ZM14 108V107H13ZM47 110H46V109ZM140 108H139V111H141L140 110ZM158 108H159V110L161 109V110H163V107L162 106H159L158 105ZM204 108V107H203ZM203 108H201V109H203ZM14 109H16L18 112L17 113H19L17 116L20 118V119H22V116H23V107L22 106H15V108ZM131 109L132 108H130V111H131ZM144 109V108H143ZM189 109V110H188ZM191 109V110H190ZM123 111V112H122ZM126 111V110H125ZM127 111H129V110H127ZM133 111V110H132ZM177 111H180V112H177ZM16 112V111H15ZM50 112V111H49ZM48 112V113H49ZM119 112H121V113H119ZM147 112V113H148ZM200 112V111H199ZM16 113V114H17ZM141 113V112H140ZM191 113V112H190ZM196 113V114H197ZM143 114H144V110H143ZM142 114V115H143ZM196 114H194V115H196ZM200 113H198V115H199ZM140 116H142L141 114H139ZM129 116H132L131 118L129 117ZM144 116V115H143ZM142 116V117H143ZM178 116V115H177ZM200 116H202L201 114H200ZM133 117H136L138 120H136V121H134L135 119H133ZM170 117V116H169ZM174 117V116H173ZM172 117V118H173ZM198 117V116H197ZM197 117H196V119H197ZM140 118V117H139ZM147 118V117H146ZM149 118H147L148 120H149ZM179 118H176L177 120L179 119ZM201 118H203V117H201ZM108 119V120H107ZM142 119V118H141ZM144 119H145V117H144ZM147 119H145L144 121H146ZM168 119H170V118H168ZM174 119H175V117H174ZM176 119H175V121H176ZM199 119V118H198ZM205 119V118H204ZM108 122H107V121ZM147 120V121H148ZM171 120V119H170ZM173 120V119H172ZM171 120V121H172ZM201 120V119H200ZM203 120V119H202ZM206 120V119H205ZM104 121L105 122H107V123H105L106 124V126L104 125ZM151 120H149V122H150ZM156 120H154V122H155ZM159 121V120H158ZM169 121V120H168ZM170 121V122H171ZM174 121V120H173ZM172 121V122H173ZM198 123H197V122ZM140 122H141V120H140ZM148 122V123H149ZM152 122V121H151ZM170 122H168V123H170ZM178 123H179V120L177 121ZM203 122H205L204 120H203ZM108 123H109V125H110V127H107V125H108ZM136 123V124H137ZM143 123V122H142ZM175 123V122H174ZM174 123L172 124V125H174ZM197 123V124H196ZM206 123V122H205ZM155 124H158V122L157 123H154L153 125H155ZM202 124V123H201ZM200 124V126H202V127H204V125H201ZM139 125V124H138ZM148 125H150V126H152L151 124H148ZM170 125V124H169ZM199 125V124H198ZM140 126H143L142 124L140 125ZM145 126V125H144ZM143 126V127H144ZM150 126L149 127H146V128H150ZM158 126H159V124H158ZM182 126H184V125H182ZM200 126H198L197 128L198 129H202V127L200 128ZM63 127V128H64ZM117 127H120L121 128V139L120 138H118V136L116 137L115 136V128H117ZM143 127H140L141 129L143 128ZM155 127H156V125H155ZM160 127V126H159ZM176 127V126H175ZM119 128V129H120ZM160 128H162V127H160ZM181 128V127H180ZM179 128V126H178V128L177 129H180ZM186 128V127H185ZM152 129H153V127H152ZM155 130H156V128H154ZM153 129V130H154ZM159 129V128H158ZM163 129V128H162ZM139 130V129H138ZM149 130V129H148ZM148 130H143L142 129V131H148ZM159 130H161V129H159ZM118 131V130H117ZM157 131V130H156ZM136 132V131H135ZM151 132H153V131H151ZM151 132H150V134H151ZM162 132V131H161ZM161 132H159V133H161ZM139 133V132H138ZM143 133V132H142ZM147 133V132H146ZM145 133V134H146ZM149 133V132H148ZM158 133V132H157ZM158 133V134H159ZM164 134L166 133V132H163ZM177 133V132H176ZM211 133V132H210ZM214 132H212V134H213ZM231 133V132H230ZM61 134H62V132H61ZM118 134V133H117ZM154 134V133H153ZM153 134H151V135H153ZM155 134H156V132H155ZM163 134V135H164ZM211 134V135H212ZM63 135V134H62ZM73 135V134H72ZM138 135V134H137ZM139 135H141V134H139ZM138 135V136H139ZM147 135H149V134H147ZM163 135H161V136H163ZM166 135V134H165ZM165 135L163 136V137H165ZM177 135V134H176ZM178 135H180L179 133H178ZM74 136H72L73 138H74ZM119 136H120V134H119ZM154 136V135H153ZM158 136V135H157ZM159 136H160V134H159ZM147 137V136H146ZM145 137V138H146ZM118 138V139H117ZM144 138V139H145ZM151 138V137H150ZM156 138V137H155ZM70 139H72V138H70ZM138 140H139V138H137ZM143 139V138H142ZM141 139V140H142ZM157 139H158V137H157ZM159 139H160V137H159ZM162 139V138H161ZM161 139H160V141H161ZM164 139V138H163ZM117 140L118 141H120L121 142V145H119V143H117ZM138 140H136L137 142H138ZM146 140V143L145 144H148L147 142L149 141V140H147V139H145ZM145 140L144 141H141L142 143L143 142H145ZM150 140H152V145H153V138L152 139H150ZM165 140V139H164ZM73 141V143H74V140H72ZM71 141V142H72ZM157 141V140H156ZM155 141V142H156ZM165 141H167V140H165ZM79 142H83V144H80ZM136 142V145L138 144ZM140 142V143H141ZM161 142H163V140L161 141ZM168 142H169V140H168ZM141 143V144H142ZM160 144V143H159ZM163 144L166 146V143L165 142H163ZM184 144V143H183ZM74 145V144H73ZM131 145H133V147L131 146ZM149 145V144H148ZM148 145H146V146H148ZM168 146H169V148H170V145H171V143L170 144H167ZM82 146V147H81ZM119 146H120V148H119ZM141 146H143V145H141ZM140 145L138 146V148H140L141 147ZM146 146H144L145 147V150H146ZM150 146V145H149ZM149 146H148V148H149ZM82 149H81V148ZM153 147H154V145H153ZM152 147V148H153ZM156 147H158V146H156L155 145V147L154 148H156ZM159 147H161V144L159 145ZM159 147H158V150H159ZM172 147H174V146H172ZM137 148V147H136ZM136 148H134L135 149V151L137 150L138 151V148L136 149ZM147 148V149H148ZM151 148V147H150ZM151 148V149H152ZM164 148V147H163ZM141 149H143V147L141 148ZM161 149H162V147H161ZM165 149H166V152L165 153H167V147H165ZM164 149V150H165ZM72 150V149H71ZM133 150V149H132ZM140 150V149H139ZM149 150V149H148ZM164 150H163V152H164ZM177 150V149H176ZM151 151V150H150ZM154 151V150H153ZM155 151H157V150H155ZM154 151V152H155ZM159 151H162V150H159ZM158 151V152H159ZM184 151V153H185V150H183ZM134 152V151H133ZM147 152V151H146ZM169 152H171V150L169 149ZM173 152V151H172ZM180 152V151H179ZM75 153V152H74ZM73 153V154H74ZM136 153H138V152H136ZM148 153H150V152H148ZM151 153H152V151H151ZM176 153V152H175ZM77 154V155H78ZM145 154V153H144ZM177 154V153H176ZM180 154V153H179ZM186 154V153H185ZM83 155V156H82ZM139 155H141V154H139ZM151 155V154H150ZM158 155V154H157ZM167 155V154H166ZM182 155V153L180 154V156ZM141 156H143V154L141 155ZM146 155H144L143 157H145ZM147 156H148V154H147ZM146 156V157H147ZM153 156V157H152ZM152 156H149V157H147L148 159H149V162L148 163H150L151 162V168L149 167L148 169L150 170L151 169V171H149V173L150 172H152V174H153V176H154V178H156L157 177V179H158V177L160 176L161 177V175H162V173L159 175L158 174V172L160 173V170L161 169H163L164 167H163V165L160 163V162H158V161H161V160H159V158H158V156L157 157H154L155 156V154L153 153V155ZM163 156H165V155H163ZM168 156V155H167ZM176 156V155H175ZM179 156V155H178ZM183 156V155H182ZM181 156V157H182ZM79 157V156H78ZM145 157V158H146ZM166 157V156H165ZM164 157V158H165ZM187 157V156H186ZM80 158V157H79ZM140 158H142V157H140ZM144 158V159H145ZM157 158H158V160H157ZM179 158V157H178ZM182 158H184V157H182ZM80 159V160H81ZM143 159V158H142ZM181 159V158H180ZM186 159V158H185ZM140 161H143V160H140ZM147 162H146V159H145V163H146V165H147ZM140 163V164H139ZM144 163V162H143ZM145 163H144V166H145ZM157 163H160V165L158 164L157 165ZM164 163V162H163ZM177 163V162H176ZM181 163V162H180ZM179 163V164H180ZM143 165V164H142ZM162 165V166H161ZM164 165H166V164H164ZM149 166V165H148ZM167 166V165H166ZM161 167H163V168H161ZM168 167V166H167ZM166 167V168H167ZM145 169H146V167H144ZM143 168V169H144ZM169 168V167H168ZM165 169V168H164ZM147 170V169H146ZM146 170H144V171H146ZM167 170V169H166ZM162 171H164V170H161V172ZM168 171H169V169H168ZM167 171V172H168ZM147 172V171H146ZM184 172H185V170H184ZM237 172H238V170H237ZM142 173H144V172H141L140 174H141V176L143 175ZM164 173V175H165V171L163 172ZM146 174V173H145ZM151 174V173H150ZM149 174V177L148 178H150L151 179V175ZM158 175V176H157ZM166 175H168V174H166ZM184 175H186V174H184ZM140 176V177H141ZM147 176H148V174H147ZM152 176V177H153ZM180 176V174H178L177 175V177H179ZM145 177H146V175H145ZM159 177V178H160ZM177 177H175L176 179H177V181H178V179L179 178H177ZM144 178V177H143ZM143 178H141V179H143ZM138 179H140V178H138ZM145 179V178H144ZM164 179H167V178H164ZM171 179V178H170ZM180 179H181V177H180ZM148 180V179H147ZM159 180V179H158ZM162 180H163V178H162ZM161 180V181H162ZM169 180V179H168ZM173 180H174V177H173V179H171V181L172 182H170V183H173L174 184V182H173ZM210 180V179H209ZM208 180V181H209ZM143 181V180H142ZM146 181V180H145ZM155 183H156V181L155 180H153ZM140 182V181H139ZM138 182V180L136 181V183H139ZM147 182V181H146ZM150 182V181H149ZM152 182V181H151ZM150 182V183H151ZM176 182V181H175ZM181 182H184V183H182V185L183 184H185L184 186H185V188L187 187V183H189V182H187L186 183V181H182L181 180ZM181 182H177V184L179 185V183H180V186L182 187V185H181ZM210 182H211V180H210ZM210 182H208L209 184H210ZM160 183V182H159ZM203 183V182H202ZM201 183V184H202ZM124 185V186H122L121 187V185ZM154 184V183H153ZM164 185V183H160V185ZM191 184V183H190ZM190 184H189V189H190ZM203 184H206V183H203ZM136 186H137V184H135ZM156 185V184H155ZM159 185V184H158ZM178 185H176V186H178ZM193 185L194 184H191V186L193 187ZM131 186V185H130ZM152 186H154V185H152ZM173 186V185H172ZM171 186V187H172ZM175 186V185H174ZM173 186V187H174ZM176 186L174 187V188H176ZM180 186H178V187H180ZM183 186V187H184ZM201 186V185H200ZM203 186V185H202ZM205 186V185H204ZM208 186V185H207ZM165 187V186H164ZM163 187V188H164ZM130 187H128V189H129ZM136 188V187H135ZM137 188H138V186H137ZM157 188H159L158 186H155L154 187V191L157 189ZM162 187L160 188V189H163ZM166 188V187H165ZM164 188V189H165ZM174 188H171V190L173 191V189ZM201 188V187H200ZM200 188L199 187H197V190L199 189L200 190ZM119 189V190H118ZM124 189H125V187H124ZM132 188H130L129 190H131ZM152 190H153V188H151ZM150 188H149V190L152 192V190H151ZM194 189V188H193ZM205 189V188H204ZM129 190H127V191H129ZM139 189H137V191H138ZM159 190V189H158ZM165 190H167V189H165ZM187 190V189H186ZM186 190H184V192L185 193H187L186 192ZM192 190V189H191ZM202 190V189H201ZM198 191V192H202V191ZM207 190V189H206ZM125 191V190H124ZM132 191V190H131ZM135 191V190H134ZM143 191V190H142ZM149 191V192H150ZM190 191V190H189ZM241 192H242V190H240ZM239 191V192H240ZM130 192V191H129ZM159 192V191H158ZM160 192H162L161 190H160ZM163 192H165L164 190H163ZM183 192V193H184ZM238 191H237V193H236V195L239 193ZM117 193V194H116ZM141 193V192H140ZM172 193V192H171ZM184 193V194H185ZM191 193V192H190ZM206 193V192H205ZM114 194H116V195H114ZM151 194V193H150ZM154 194H156V193H154ZM153 194V195H154ZM162 194V193H161ZM189 194V193H188ZM203 194V193H202ZM88 195H87V197H88ZM137 195L139 196V194H137L136 193V196L135 197H137ZM159 195V194H158ZM163 195V194H162ZM177 195V194H176ZM199 195V194H198ZM201 195V194H200ZM204 195V194H203ZM126 196V195H125ZM124 196V197H125ZM140 196H141V194H140ZM143 196V195H142ZM141 196V197H142ZM159 196H161V195H159ZM158 196V197H159ZM185 196V195H184ZM205 196V195H204ZM239 196V195H238ZM100 197V196H99ZM119 197V196H118ZM147 197V196H146ZM146 197H144L145 199H146ZM148 197H149V194H148ZM147 197V198H148ZM179 197V196H178ZM182 197H183V195H182ZM250 197V196H249ZM257 197V196H256ZM260 197V196H259ZM89 198V197H88ZM97 198V197H96ZM149 198H151V197H149ZM148 198V199H149ZM154 198V197H153ZM156 198V197H155ZM161 198V197H160ZM175 198H177V196L175 197ZM174 198V199H175ZM190 198V197H189ZM199 198V197H198ZM206 198V197H205ZM205 198H203V199H205ZM226 198V197H225ZM229 198V197H228ZM243 198V197H242ZM253 198V197H252ZM124 199V198H123ZM125 199H127V197H125ZM136 199V198H135ZM141 199V198H140ZM145 199H141V201L142 200H144L145 202H146V200ZM169 199V198H168ZM201 199V198H200ZM216 199H219V198H216ZM215 199V201H217ZM222 199V198H221ZM245 199V198H244ZM243 199V200H244ZM251 199V198H250ZM90 200H92V199H90ZM118 200V199H117ZM127 200H129V198L127 199ZM137 200H139V198L137 199ZM152 200V199H151ZM161 200V199H160ZM170 200H172V198L170 199ZM184 200V199H183ZM202 200V199H201ZM223 200H225L224 198L222 199V201ZM227 200V199H226ZM225 200V201H226ZM231 200V199H230ZM229 200V201H230ZM239 200V199H238ZM249 200V199H248ZM253 200V199H252ZM255 200V199H254ZM113 201V200H112ZM116 201V200H115ZM120 201H122V199L120 200ZM154 201H155V199H154ZM161 201H163V199L161 200ZM166 201V200H165ZM199 201V200H198ZM202 201H204V200H202ZM240 201V200H239ZM242 201V200H241ZM117 202V201H116ZM131 202V201H130ZM139 202V201H138ZM153 201H151V202H149V201H147L146 202V206H147V203H149L151 206H153L152 204L153 203H155V202H153ZM168 202V201H167ZM172 202V201H171ZM170 202V203H171ZM177 202H179V200H177ZM197 202V201H196ZM201 202V201H200ZM134 203V202H133ZM157 203V202H156ZM164 203V202H163ZM166 203V202H165ZM172 203H174L175 204V202L173 201ZM204 203V202H203ZM202 203V204H203ZM219 203H221V202H219ZM223 203V202H222ZM221 203V204H222ZM237 203H238V201L235 203L236 205H234V206H237ZM242 203V202H241ZM244 203V202H243ZM242 203V204H243ZM248 203V202H247ZM140 204H141V202H140ZM148 204V205H149ZM161 204V206L163 205L162 203H159V204H157L158 206ZM185 204H187V203H185ZM226 204V203H225ZM240 204V203H239ZM238 204V205H239ZM250 204H251V202H250ZM253 204V203H252ZM254 204H256V202L254 203ZM111 205V206H110ZM137 206H138V204H136ZM135 205V206H136ZM144 205V203L142 202V206ZM156 205V204H155ZM157 205H156V207L155 206H153L152 208L154 209V208H157ZM166 205V204H165ZM168 205H169V203H168ZM181 205V204H180ZM179 205V206H180ZM184 205V204H183ZM204 205V207H207V205L205 206V204H203ZM211 205V204H210ZM229 205H230V203H229ZM141 206V207H142ZM146 206H143L142 208H144V207H146ZM169 206H171V205H169ZM172 206H174L173 204H172ZM171 206V207H172ZM176 206V205H175ZM186 206V205H185ZM191 206V205H190ZM220 206V205H219ZM219 206H218V208H219ZM222 207H220V209L222 208V210L224 211V213H223V211H222V213L223 214H225V212L226 211H229V210H231V209H235V208H233V206L232 207H230L231 209H229V210H225L224 209V204L223 205H221ZM242 206V205H241ZM240 206V207H241ZM243 206H244V204H243ZM247 206H249L248 204H247ZM246 206V207H247ZM252 207L253 206H255V205H251ZM250 206V207H251ZM148 207V206H147ZM146 207V208H147ZM165 207V206H164ZM164 207H162V208H164ZM170 207V208H171ZM181 207V206H180ZM201 207V206H200ZM238 208H240L239 206H237ZM251 207V208H252ZM138 208V207H137ZM151 207H149V209H150ZM151 208V209H152ZM166 208V211H168L167 210V208L168 207H165ZM170 208H169V213L171 214V216L170 217H173L172 215H173V213H171V212H174L175 211V209L172 211V209L173 208H178V207H173L171 210H170ZM183 208H185V207H183L182 206V209ZM250 208V210H252ZM255 208V207H254ZM150 209V210H151ZM191 209V208H190ZM204 209V208H203ZM219 209V210H220ZM227 209H228V207H227ZM237 209V208H236ZM247 209H248V207H247ZM141 210V209H140ZM145 210V209H144ZM149 210V211H150ZM155 210H158V208L157 209H155ZM179 210L180 209H178V210H176V211H178V213H180L179 212ZM189 210V209H188ZM202 210V209H201ZM207 210V209H206ZM256 210V209H255ZM115 211V210H114ZM152 211V210H151ZM165 211V212H166ZM205 211V210H204ZM204 211H203V213H204ZM208 212H209V210H207ZM210 211H213V210H210ZM234 210H232V212H233ZM249 211V210H248ZM136 212H137V210H136ZM143 212V211H142ZM153 212H154V210H153ZM156 212V211H155ZM154 212V213H155ZM164 212V213H165ZM183 212V211H182ZM206 212V211H205ZM216 212V211H215ZM219 212V211H218ZM221 212V211H220ZM219 212V213H220ZM238 212V211H237ZM247 211H245V213H246ZM144 214L146 213V212H143ZM150 213V212H149ZM149 213H148V215H149ZM152 213V212H151ZM151 213H150V215H151ZM157 213V216L158 215H161V214H158V211L156 212ZM155 213V214H156ZM177 213V212H176ZM175 213V214H176ZM177 213V214H178ZM193 213V212H192ZM203 213H201L200 212V214H203ZM210 213V212H209ZM213 213V212H212ZM231 213V212H230ZM235 213V212H234ZM249 213V212H248ZM251 214H248L247 216H249V217H247L246 215H243L242 217H246L247 219L244 221V224L242 225L243 227H242V229H241V231H239V232H232L231 234H229V236H228V245H227V262H226V264H264V200H262V201H260V202H258L257 203V210L256 211H254V212H250ZM139 214H140V212H139ZM153 214V213H152ZM181 214V213H180ZM179 214V215H180ZM196 214V213H195ZM215 215L216 214H218V213H214ZM243 214V213H242ZM247 214V213H246ZM113 215H114V213H113ZM137 215V214H136ZM165 215V214H164ZM182 215H184L183 213H182ZM185 215H186V213H185ZM189 215H191V214H189ZM199 215V214H198ZM222 215V214H221ZM221 215H217V217H224V216H221ZM226 215V217H227V215H228V213H226L225 214ZM99 216L100 215H98V216H96V217H94V218H92V222H95V221H97V219L99 218ZM116 215H114L113 217H115ZM137 216H139V215H137ZM140 216H142V215H140ZM163 216V215H162ZM166 216V215H165ZM187 216V215H186ZM214 215L213 214H211L210 213V216H209V219H210V217H213ZM231 216V215H230ZM232 216H233V214H232ZM149 217H152V215L151 216H149ZM169 217V214H167V219H169L170 218ZM194 217H195V215H194ZM112 218V217H111ZM153 218H155V217H153ZM159 218V217H158ZM158 218L156 217L155 219H153V220H158ZM165 217H161V219L160 220H162V219H164ZM178 218V217H177ZM181 218H182V216H181ZM184 218V217H183ZM188 218V217H187ZM190 218V217H189ZM214 218H216L215 216H214ZM234 218V217H233ZM166 219V218H165ZM172 219H174V218H172ZM191 219V218H190ZM220 219V218H219ZM228 219V217L226 218V220ZM237 219H238V217H237ZM237 219H235V221L237 220ZM240 219H241V217H240ZM140 220V219H139ZM171 220V219H170ZM242 220V219H241ZM243 220H244V218H243ZM142 221V220H141ZM140 221V222H141ZM149 221V220H148ZM162 221H164V220H162ZM168 221V220H167ZM180 221V220H179ZM183 221V220H182ZM181 221V222H182ZM224 221H225V219H224ZM144 222H145V220H144ZM143 222V223H144ZM150 222L152 223V221L150 220ZM165 222V221H164ZM168 222H171V221H168ZM172 222H173V220H172ZM178 222V221H177ZM176 222V223H177ZM180 222V224H182V223H184V222H182L181 223ZM232 222V221H231ZM241 222V221H240ZM243 222V221H242ZM150 223V224H151ZM163 223V222H162ZM166 223V222H165ZM174 223H175V220H174ZM173 223V224H174ZM175 223V224H176ZM187 223V222H186ZM194 223V222H193ZM225 223V222H224ZM223 223V225H225ZM229 223V222H228ZM227 223V224H228ZM149 224V222L147 223V221H146V223L145 224H143V228H142V232L138 235V233H137V235H134V234H131V235H127L125 232H124V230L122 229V227H123V224H121V223H115L114 225H111L110 226V228H105V227H102V226H100V227H97V228H95V229H93L91 232H90V234L89 235H87V243H86V245H81V244H77V245H74V249H73V252H74V254L75 255H77V257H78V262H80V263H84V264H185V262L183 263L182 261L180 262V261H175L176 260V258H177V256L180 258V257H182V255H183V253H182V251L181 250H179V249H176L175 247H173L174 246V244H171V243H169L170 242V240H169V242H168V235L167 234H164V235H162V236H158V235H156V236H158V238L155 236V238L153 237V235H155V234H153L152 235V233L153 232H151V225ZM164 224V223H163ZM167 224V226H169L168 224H170V223H166ZM166 224L164 225V226H166ZM221 224V223H220ZM226 224V225H227ZM91 225V224H90ZM225 225V226H226ZM230 225V224H229ZM235 225V224H234ZM234 225H232V228L233 229H235V227H238V226H235L234 227ZM171 226V225H170ZM174 226H176V225H174ZM178 226V229L181 231V229H182V226H180L181 228H179V224L177 225ZM176 226V227H177ZM231 226V225H230ZM229 226V227H230ZM152 227H153V225H152ZM183 227H184V225H183ZM169 228V227H168ZM168 228H166V229H168ZM191 228H192V226H191ZM195 228V227H194ZM225 228V227H224ZM223 228V229H224ZM228 227H226V230H228L227 229ZM170 229V228H169ZM169 229L168 230H166V231H168L167 233H170L169 232ZM173 228H171V230H172ZM188 229V228H187ZM196 229V228H195ZM129 230V229H128ZM164 230V229H163ZM174 230H175V228L173 229V233H174ZM178 230V231H179ZM183 230V229H182ZM184 230L186 231V229L184 228ZM190 230V229H189ZM236 230V229H235ZM238 230V229H237ZM236 230V231H237ZM239 230H240V228H239ZM126 231H127V229H126ZM152 231H154L153 230V228H152ZM179 231V232H180ZM229 231V230H228ZM230 231H231V229H230ZM230 231L228 232V233H230ZM233 231V230H232ZM132 232V231H131ZM178 232V233H179ZM183 232V231H182ZM194 232V231H193ZM136 233V232H135ZM163 233H165V231L163 232ZM163 233H161V234H163ZM184 233V232H183ZM182 233V234H183ZM224 233V232H223ZM159 234V233H158ZM185 234V233H184ZM183 234V235H184ZM227 234V233H226ZM171 236V235H170ZM153 237V238H152ZM160 237V238H159ZM171 238H172V236H171ZM170 238V239H171ZM227 238V237H226ZM171 241H172V239H171ZM172 243H174V241L172 242ZM68 245H71V244H65V245H63V246H61V253H62V256L64 257L65 256V258H66V262H69L70 261V258H71V253H69V249H68ZM175 246L177 247V246H179V245H177L176 243H175ZM71 247H72V245H71ZM83 247H85V248H83ZM169 247H171L174 251H175V249H176V254H177V256H176V258H175V256L174 257H172V253H174V251L172 252L171 251V249L169 248ZM3 248V247H2ZM169 248V249H168ZM175 248V249H174ZM179 248V247H178ZM83 250V251H82ZM183 250V249H182ZM186 250V249H185ZM184 250V251H185ZM187 252H188V250H187ZM27 252L26 251H21V257L23 258V259H25L26 260V258L28 257L27 256V254H26ZM185 254H187V253H184V255ZM184 255H183V257L182 258H184ZM72 258H73V256H72ZM179 258H177V259H179ZM28 259V258H27ZM175 259V260H174ZM24 260V261H25ZM181 260V259H180ZM73 261V260H72ZM0 262H1V260H0ZM27 262V261H26ZM79 263V264H80ZM5 264H6V261H5ZM25 264V263H24ZM78 264V263H77ZM191 264V263H190Z\"/></svg>",
  "mask_w": 264,
  "mask_h": 264
}]
</instances>
